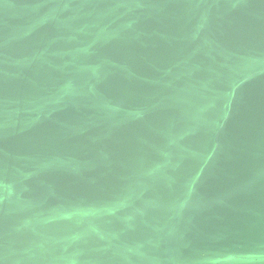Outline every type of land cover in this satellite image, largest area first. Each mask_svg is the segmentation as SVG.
Instances as JSON below:
<instances>
[{"label":"water","instance_id":"95a60500","mask_svg":"<svg viewBox=\"0 0 264 264\" xmlns=\"http://www.w3.org/2000/svg\"><path fill=\"white\" fill-rule=\"evenodd\" d=\"M260 236L264 0H0V264Z\"/></svg>","mask_w":264,"mask_h":264},{"label":"crops","instance_id":"0c3cea01","mask_svg":"<svg viewBox=\"0 0 264 264\" xmlns=\"http://www.w3.org/2000/svg\"><path fill=\"white\" fill-rule=\"evenodd\" d=\"M189 264H264V236L227 250L199 254Z\"/></svg>","mask_w":264,"mask_h":264}]
</instances>
